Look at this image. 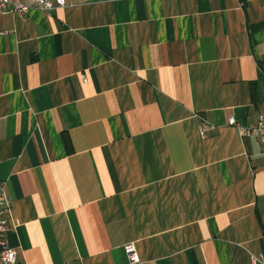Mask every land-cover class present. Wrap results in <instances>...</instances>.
Returning <instances> with one entry per match:
<instances>
[{"label":"crops","instance_id":"1","mask_svg":"<svg viewBox=\"0 0 264 264\" xmlns=\"http://www.w3.org/2000/svg\"><path fill=\"white\" fill-rule=\"evenodd\" d=\"M65 1L0 12L16 264H249L263 146L228 119L264 103V0Z\"/></svg>","mask_w":264,"mask_h":264},{"label":"built area","instance_id":"2","mask_svg":"<svg viewBox=\"0 0 264 264\" xmlns=\"http://www.w3.org/2000/svg\"><path fill=\"white\" fill-rule=\"evenodd\" d=\"M65 0H0V12L11 13L20 17L27 15L30 9L49 11L64 6ZM83 80L85 78L83 77ZM229 124L233 125L240 137H254L262 146L264 154V103L259 107L255 120L250 124L239 123L234 116H230ZM211 124L203 120L199 125L200 132L206 131ZM12 207L11 197L7 194L5 184L0 182V264H16L17 252L10 248L6 241V230L10 220ZM124 253L130 264L139 261L135 245L130 242L123 246ZM249 264H264V250L254 256L251 255Z\"/></svg>","mask_w":264,"mask_h":264}]
</instances>
